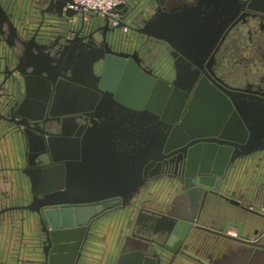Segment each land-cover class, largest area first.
Returning <instances> with one entry per match:
<instances>
[{
	"label": "water",
	"instance_id": "95a60500",
	"mask_svg": "<svg viewBox=\"0 0 264 264\" xmlns=\"http://www.w3.org/2000/svg\"><path fill=\"white\" fill-rule=\"evenodd\" d=\"M71 2L48 0L43 12L68 23L76 13L67 8ZM134 6L114 9L126 21L111 31L125 25L171 43L160 31H177L176 18L194 5L178 0L175 8L158 7L140 27ZM248 7L264 12V0H251ZM104 23L100 29L107 31L108 20ZM38 30L22 35L0 2V41L13 64L10 80L2 82L0 122L21 129L22 173L31 194L30 204L1 209L0 216L18 210L37 216L39 263L79 264L92 223L122 213L134 216L132 231L120 240L111 264H172L208 242L202 232L217 236L209 250H222L209 257L210 264H264V231H254L255 239L249 234V214H262L227 199L240 208L245 223L228 220L218 231L202 225L217 221L203 212L207 195L223 189L233 168L264 153V95L205 78L192 89L190 71L199 63L179 46H170L180 57L169 80L143 67L138 51L114 49L105 33L96 44L91 35L70 38L63 29L42 40ZM179 152L180 191L163 212L141 207L148 179L163 159ZM231 227L237 236L228 234Z\"/></svg>",
	"mask_w": 264,
	"mask_h": 264
},
{
	"label": "flooded vegetation",
	"instance_id": "af4514ba",
	"mask_svg": "<svg viewBox=\"0 0 264 264\" xmlns=\"http://www.w3.org/2000/svg\"><path fill=\"white\" fill-rule=\"evenodd\" d=\"M187 1L194 6L191 8L192 12H188L186 15L183 14L176 18L175 24H177V28H175L177 31H171L169 34H165L162 30L160 31V34L169 37L171 43L167 42L166 39L148 38L146 35L139 34L135 32V30L128 28V32L133 34L132 37L136 35V38L133 40V45L130 47L132 41L124 38L125 34H120L119 29H115L112 32L111 28L113 27L109 25L107 31L101 30L100 28L104 27L105 23L99 20L86 29L82 30L78 27L75 31L71 29L68 23L59 20L61 21V28L63 29V31L62 29L60 31L66 34V36L73 31V37L79 33L80 36L91 35L93 42L96 44L102 43L104 35L106 34L107 40L110 41L113 38L112 42L114 43L111 44L114 49L118 47V50L128 53L138 51L142 59L143 67L152 68L156 73L160 75L162 73L164 76L166 75L165 78L169 80H173L175 77L174 62L180 57L179 52L170 47L171 44L184 48L186 52L189 49L188 55L191 60L199 63L198 66L192 65L190 71L188 84L191 85L192 89L199 80L205 78L215 86L220 85L242 92L247 91L249 93L264 95V12L250 9L248 5L251 0H200L198 3H196L197 0ZM0 2L6 10L7 8L4 4L12 3L10 0H0ZM40 2H44V5L39 8L40 22L38 26L33 29L31 35L39 29L38 38L43 40L44 37H40V34H44L46 30L52 29L58 19L57 21L52 20L53 22L49 21L48 18L53 15L43 12L48 7V0H41ZM131 5H135L134 11L138 10L137 12L141 14L137 17V21L139 20L138 22L141 23V25L138 24V22L136 23V26L140 27L142 26V22L155 12V9L158 7L175 8L178 5V0H141L140 7L137 6V3H128L129 7ZM123 21H126L125 18ZM58 24H60V22H58ZM133 28H135V26ZM28 36H30V34L27 35V37ZM1 44H3L2 41H0V93L3 88L2 82L6 80V78V82L10 80L9 70L11 65L7 58L8 51L1 52ZM14 77L18 80L15 73ZM4 123L6 125L8 124V129L11 130L13 135L19 140L18 146L23 154L24 162L21 167L17 168V171L23 175L22 170L26 165V148L23 142L24 139H22L23 137L20 134L21 129L16 124ZM183 161L184 157L182 152L172 154L161 161L159 167L156 168L155 175L150 177L147 181L146 189H144L142 200L140 201L141 207L149 206V194L151 190H156L157 192L163 189L171 192V196L168 198L169 202L167 203L168 206L170 205L173 198L180 191ZM237 168L238 167H235L231 171H237ZM231 171L228 174L223 189L217 193H209L202 206L204 213L209 215V217L217 218L215 223H202L203 226L211 230L218 231L222 229V204L232 205L227 199L238 200L234 193H228L225 189L230 176H232ZM233 178L234 176L230 179ZM30 202L31 194L29 186L28 199L25 203L16 207L26 206L30 204ZM249 209L254 211L258 210L252 206H250ZM12 212L26 215L29 219H36L38 230L35 235H42L40 230L41 226H39L36 215L21 210L11 211L9 213ZM261 214L264 218V212ZM230 216H235V214ZM100 223L99 221H94L90 227L89 240L85 244L88 250L89 246L95 243V239L99 233L97 227ZM263 226L264 224L262 226H256L253 231H259V228ZM202 235L208 242H201L200 246L197 245L193 247L190 252L182 253L172 264H179L181 262L186 264H210L209 257L211 255L221 256L222 250L216 249V246H214L212 250L208 249L209 244L212 243L214 239H217V236L207 232H202ZM87 253H83L79 264H87L85 259L86 255L84 256V254ZM110 263H112V259H109L106 264Z\"/></svg>",
	"mask_w": 264,
	"mask_h": 264
},
{
	"label": "rangeland",
	"instance_id": "374dc122",
	"mask_svg": "<svg viewBox=\"0 0 264 264\" xmlns=\"http://www.w3.org/2000/svg\"><path fill=\"white\" fill-rule=\"evenodd\" d=\"M40 1L41 0H10V2H12L10 4L3 2L8 12L13 15V20L18 30L24 36L31 35L33 29H35L40 22L39 8L44 5V2L41 3ZM132 3H137L138 7L141 6V0H129V4ZM48 20L57 21L53 16H50ZM58 22H60V24H58ZM61 29V21L58 20L52 29L44 30V34H40V37H46L47 33L60 32ZM130 33L131 32H120L122 35L125 34L124 38L132 41L130 46L132 47L136 35L132 37L133 34ZM5 51L7 52L8 48L3 43L1 44V52L3 53ZM11 68H13V64L10 65V69ZM16 76L21 84L20 92H23L22 79L18 74H16ZM18 144L19 140L17 137L13 135L12 131L8 129L5 123L0 122V210L12 206H19L28 199L29 182L17 171V168L21 167L24 162L23 154ZM261 157H264V153L255 155L251 158L259 160ZM251 158L246 161L252 160ZM244 162L242 163L243 165ZM240 166L241 165L238 166L237 170H239ZM231 172V175L235 176V174L233 175L235 170ZM232 176H230V178ZM169 196H171L170 191H165L163 189L162 191L158 190L156 192V190H151L149 194V206L147 207H152L157 210L158 208H155V206H157L159 207L158 211H164L168 206ZM133 221L134 216L123 215L112 219L110 223L103 221L98 224L97 231L100 232L98 233V240L100 242L96 241L94 245L89 246L88 253L85 257L86 263L106 264L109 259L113 260L119 251L118 246L120 240L130 234ZM37 225L36 219L34 218L29 219L26 215H22L21 213L6 212L0 216V237L5 241L11 238V246H16L18 245L17 238H19L22 233L24 238L20 241H23L24 247L29 251L32 244L37 243V240L32 239L37 233ZM31 258L32 256H27V259Z\"/></svg>",
	"mask_w": 264,
	"mask_h": 264
},
{
	"label": "crops",
	"instance_id": "0c3cea01",
	"mask_svg": "<svg viewBox=\"0 0 264 264\" xmlns=\"http://www.w3.org/2000/svg\"><path fill=\"white\" fill-rule=\"evenodd\" d=\"M250 161H245L244 165L241 164L239 170L235 171L233 179H230L227 186L226 192L235 194V197L238 199L243 206L249 208L250 206L258 209V213H262L264 209V157H261L259 160H254L251 158ZM151 206V205H150ZM155 208H158L155 206ZM157 209V210H158ZM232 211H236L235 216H230L229 214ZM256 211V210H255ZM240 212V208L232 206L230 204H222V225H224L228 220L233 222L243 224L245 223L244 214ZM249 214L250 219H252L253 226L249 229V234L251 239L257 238L253 234V229L256 226H262L264 224V218L259 216H253ZM123 216L122 213H116L107 223H110L112 219ZM264 226L259 228V231H263ZM230 232H238L237 228H229ZM100 233V232H99ZM22 238L24 235L21 233L18 239V245L11 246V238L8 241L2 240L0 237V264H40L37 254L39 250L35 247L37 243L32 244L29 251L24 247ZM16 239V240H17ZM34 239V238H32ZM99 237L95 239V242H100ZM35 240V239H34ZM32 256L31 259H27V256ZM186 264V263H179Z\"/></svg>",
	"mask_w": 264,
	"mask_h": 264
},
{
	"label": "built area",
	"instance_id": "2783aa9c",
	"mask_svg": "<svg viewBox=\"0 0 264 264\" xmlns=\"http://www.w3.org/2000/svg\"><path fill=\"white\" fill-rule=\"evenodd\" d=\"M72 2L67 4V8L74 10L76 13L68 20L73 31L76 28L86 29L93 25L98 20H108L110 27H117L123 22V15L120 12H114L120 5H128L129 0H71ZM120 32H128L127 26L119 28ZM71 31L67 37H73L74 32ZM260 212H264L260 211ZM231 235L236 236L237 232H230Z\"/></svg>",
	"mask_w": 264,
	"mask_h": 264
},
{
	"label": "bare ground",
	"instance_id": "6f19581e",
	"mask_svg": "<svg viewBox=\"0 0 264 264\" xmlns=\"http://www.w3.org/2000/svg\"><path fill=\"white\" fill-rule=\"evenodd\" d=\"M231 235V234H230ZM231 236H233V235H231ZM237 236V235H236ZM235 237V236H234Z\"/></svg>",
	"mask_w": 264,
	"mask_h": 264
}]
</instances>
